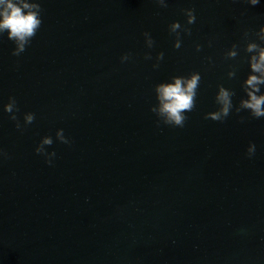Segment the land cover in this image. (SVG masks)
Segmentation results:
<instances>
[{"label": "water", "instance_id": "1", "mask_svg": "<svg viewBox=\"0 0 264 264\" xmlns=\"http://www.w3.org/2000/svg\"><path fill=\"white\" fill-rule=\"evenodd\" d=\"M38 2L42 24L23 53L0 35V264H264V117L235 111L246 44L264 47V0ZM174 21L191 29L179 49ZM193 72L195 108L184 127L163 124L155 86ZM220 85L234 93L230 115L205 119ZM9 97L22 130L3 110ZM45 136L51 164L35 151Z\"/></svg>", "mask_w": 264, "mask_h": 264}, {"label": "clouds", "instance_id": "2", "mask_svg": "<svg viewBox=\"0 0 264 264\" xmlns=\"http://www.w3.org/2000/svg\"><path fill=\"white\" fill-rule=\"evenodd\" d=\"M162 8L167 7L166 0H155ZM259 0H248L250 5H257ZM186 16V24L192 25L196 22L195 10L184 9ZM42 8L38 0H0V35L7 32V38L14 42L15 48L12 51L13 56H19L26 50L33 37L42 24L41 18ZM188 35L191 34V29L187 26L182 28L178 21H174L169 25V32L175 34L176 39L173 47L179 49L181 47L180 30ZM145 44L151 49L155 41L150 33L145 32ZM257 38L264 42V26L255 34ZM245 38L248 33H244ZM238 45L234 44L226 53V58L234 59L237 57ZM196 50H201V45H196ZM249 56L248 62L251 72L243 83V89L247 99H241L239 106L236 107L237 113L242 110L250 112L251 117H264V94H258L261 91V86L264 85V47L255 42H249L244 49ZM131 58V54H125L121 57V62H126ZM146 60H151V54L145 55ZM164 59V53L160 52L156 56L157 63L154 68L159 67V61ZM235 71L228 73L229 78L235 76ZM201 76L199 72H193L188 76H173L171 82L159 83L155 86L157 104L151 108V111L156 114L160 121L165 125L173 127H184L188 117L186 113L191 112L195 108L197 89L200 86ZM234 93L226 89L222 85L218 86V92L215 97V102L219 105L217 111L206 114L205 119L223 122L233 108L232 96ZM4 112L10 114V119L16 122V128L22 130L23 126L15 115L19 111L15 97H9L7 104L3 106ZM35 119L34 113H26L24 115V126L30 125ZM243 122V120L241 121ZM56 139L61 143L69 144L70 141L65 137L63 129L56 132ZM53 144V139L50 136L42 138L40 144L35 151L38 155H43L46 162L51 164V157H55V152L48 153L45 146ZM256 146L250 143L247 148L249 158L255 155Z\"/></svg>", "mask_w": 264, "mask_h": 264}]
</instances>
